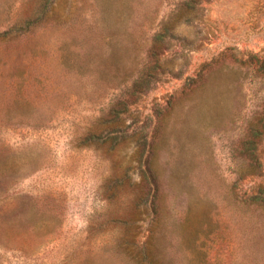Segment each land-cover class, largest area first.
Returning <instances> with one entry per match:
<instances>
[{
	"label": "rangeland",
	"instance_id": "rangeland-1",
	"mask_svg": "<svg viewBox=\"0 0 264 264\" xmlns=\"http://www.w3.org/2000/svg\"><path fill=\"white\" fill-rule=\"evenodd\" d=\"M0 264H264V0H0Z\"/></svg>",
	"mask_w": 264,
	"mask_h": 264
}]
</instances>
